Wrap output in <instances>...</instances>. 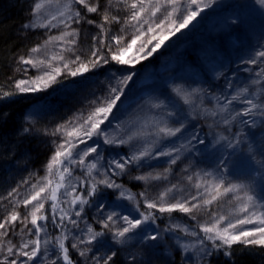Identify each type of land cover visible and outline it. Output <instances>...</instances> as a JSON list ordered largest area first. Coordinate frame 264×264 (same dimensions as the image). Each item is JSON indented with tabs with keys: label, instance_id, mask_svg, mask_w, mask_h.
<instances>
[{
	"label": "snow or ice",
	"instance_id": "1",
	"mask_svg": "<svg viewBox=\"0 0 264 264\" xmlns=\"http://www.w3.org/2000/svg\"><path fill=\"white\" fill-rule=\"evenodd\" d=\"M257 5L264 18V0L232 5L218 0H34L29 22L22 27L57 29L59 35H49L19 58L24 67L17 71L30 67L37 74L15 80L13 90L0 89V101L46 92L62 77L86 84L101 70L110 75L107 87L99 95L93 93L86 109L50 133L44 130L57 138L45 175L30 185L24 180L29 189L23 194L17 185L0 196V264H153L162 255L161 232L189 264H210L221 251L230 257L238 244L264 248V25L257 45L241 57L244 65L254 66V76L247 79L260 85L258 89L235 86L220 68L210 65L207 72L224 80L219 94L173 82L171 95L162 100L160 93L150 104L164 113L158 119L125 127L114 113L133 80L128 69L147 60L171 36L217 7L232 9L222 22L231 32L245 25L244 10ZM85 24L96 29L86 55L79 44ZM113 25H119L115 32ZM206 100L212 107L205 106ZM201 118L211 119L209 127L220 133L201 138L192 123ZM32 130L31 125L21 128L25 135ZM101 141L128 151L106 159L99 151ZM161 158L162 172L133 176L145 185L149 180L167 181L156 196L149 187L134 194L115 179L155 169L151 162ZM178 162L186 165L177 174L187 187L169 180ZM224 198L230 206L226 213L213 208ZM86 208L98 213L99 229L85 220ZM177 212L195 222L191 231L177 223L151 228L157 214L171 217ZM200 212L207 214L203 222ZM177 231L197 238L198 244L182 243ZM130 241L135 243L129 246Z\"/></svg>",
	"mask_w": 264,
	"mask_h": 264
},
{
	"label": "trees",
	"instance_id": "2",
	"mask_svg": "<svg viewBox=\"0 0 264 264\" xmlns=\"http://www.w3.org/2000/svg\"><path fill=\"white\" fill-rule=\"evenodd\" d=\"M235 3H252V0H225L221 5H232ZM32 4L33 0H0V89L13 90L15 80L35 76L36 70L30 67L28 71L25 72L26 76L22 74V71H17L18 67H24L18 64L19 58L21 56L26 57L32 47L38 46L40 42L42 44L44 37L47 35V31L43 28L29 30L22 27V25L28 23L30 19ZM256 7L254 9L249 8L244 10L246 21L249 26H243L231 32L223 31V33H220L218 36L210 35L209 31L206 29V25L209 24L211 17L214 16L213 13L220 8L217 7L214 10L208 9L205 19L200 17L202 14L198 16L196 20L192 21L186 28L188 29L190 26V28H192L187 31L189 36L186 39H180L182 45L187 49L182 64L175 61L172 54L173 50L167 52V46H163V48H160L161 50L159 49V54H161L160 57L155 59L156 51L147 60H142L138 64L145 66L147 70L146 74L144 71H138V81L149 75L148 70L150 68V70L156 71V68H152L153 64H158L160 62L159 59L163 58L165 62L169 60L171 66L167 68L170 71L180 66H185L189 62L193 63L196 68L200 69L199 71L203 75L202 89L206 92H218L223 87V77H220L218 80L211 79L206 68L203 66L201 55L205 53L207 57L217 59L225 56L233 57L234 54L237 53L238 56L236 61L238 75L242 81V86L248 84L249 80L247 77L249 75H254L252 73L254 66L244 65L241 57H246L247 48L252 43L253 38H259L262 25H264V18L260 15L259 6L257 5ZM121 15H123V13H121ZM116 26L117 25L112 26L113 31ZM95 31L96 29L94 26L83 25L79 44L80 48L82 46L86 53L91 43V35ZM23 33L25 35H23ZM85 36L87 39H85ZM180 36L181 35H177L176 40ZM171 38H173V36L169 39ZM86 53L84 55H86ZM244 70L246 72H244ZM155 71H153V75L151 76L152 81L149 85L151 92L160 86L163 87V78ZM109 75L110 73L101 70L96 76H90V81L86 84L73 83L74 78L62 77L59 83L54 84L46 92L29 94L26 96L17 95L6 101H0V196L5 195L8 190H11L12 187L17 185L20 186V192L23 194L29 189L31 183L35 182L37 178L44 176L42 172L37 173L34 180L30 182L39 166L52 155L53 141L56 140H49L47 144H41L42 137H44L41 133L42 130H38L39 132L35 130L41 128L40 120H44V116H55L65 111L66 115H69L76 107H82L83 101L89 102L93 93L100 94L102 89L107 86L105 82H107L106 77ZM103 83L105 84L102 86ZM258 86L260 87V85H256L255 89H257ZM251 87L254 88L253 85ZM165 91H167V89L161 88L158 93H163ZM129 99L130 97L127 100ZM119 102L120 101L117 103ZM120 104L121 103H119V105ZM38 106L42 107L43 112L37 116L40 117L39 123L36 127H33L28 119V114L29 112L36 111L35 107ZM30 125L33 129L32 132L27 135L23 134L21 128ZM211 131L212 134L220 133V129L214 126ZM89 143H91V141H89ZM81 146L83 145H80V147ZM104 148L109 149V146L105 145ZM54 150L55 149H53V151ZM113 150L121 152L124 148H113ZM30 174H32L31 177ZM137 174V171H133L130 175L116 177V180L118 183H123L126 188L135 194L145 188L143 182H138L133 179V176ZM25 177L26 179H24ZM24 180H29V185L23 184ZM19 210L21 214L25 211L23 206H21ZM3 212V204H0L1 215ZM157 215L159 219L156 221V224L151 225V228H156L157 225H159L160 229L167 228L168 221L172 219L186 221V217L178 212L172 213L171 217H169V214ZM95 217L96 214L94 210L86 208L85 220L94 228L99 229ZM83 226L84 224L81 222V227ZM29 227H31V225H29ZM48 231H53L51 226H49ZM161 236L163 237V249L165 244V233L161 232ZM67 243H71V236ZM70 254L74 260L78 259L76 253L71 249ZM172 255L174 258L173 264H181V261H183L182 254L174 251ZM210 264H264V248L260 246L234 245L232 256L223 255L221 251V253H217L210 258Z\"/></svg>",
	"mask_w": 264,
	"mask_h": 264
},
{
	"label": "rangeland",
	"instance_id": "3",
	"mask_svg": "<svg viewBox=\"0 0 264 264\" xmlns=\"http://www.w3.org/2000/svg\"><path fill=\"white\" fill-rule=\"evenodd\" d=\"M224 1L225 0H218V3L221 4ZM33 2H34V0H33ZM227 4H229V3H227ZM219 8H220L219 10H217L213 13L214 16L211 17L209 24L206 25V27H207L206 29L209 31L210 35H212V36H218L220 33H223V31L225 32V30L222 27L223 17L226 13L232 11L231 8H225V7H219ZM206 11L204 13H202V15L200 16L202 19H205ZM244 17H245V13H244ZM245 21H246V17H245ZM244 26H249L247 24V21H246ZM190 27L188 29H192ZM118 28H119V25L116 26L114 31H117ZM188 29H186V28L182 29L180 32L176 33V35L173 36V38L166 40L164 42V44L161 46L162 48H163V46L164 47L167 46V52L173 50L172 54L174 56V59L177 63H180V64H182V61L184 60V58L186 56L185 52L187 51V49L182 45L180 39H186L189 36L187 34V31H189ZM46 31H47V35L44 37V40L47 39V37L49 35H59V31L57 29H48ZM51 32H55V33H51ZM23 35H25V34L23 33ZM177 35H181V36L176 40ZM258 39L253 38L252 43L250 44V46L246 50V56L248 54V50L253 45H257ZM39 45H41V42ZM49 50L50 51H58V48L57 49H51V47H50ZM160 50L159 49L157 50V53L155 55V59L160 57V55H161V54H159ZM176 51H177V53H176ZM81 52L83 54L86 53L82 46H81ZM131 54H135V50ZM237 56H238V54L236 53V54H234L233 57H226L225 56V57L213 59V58L207 57L204 53L201 55V61L203 63V66L206 68V70L208 69V67L210 65H215L218 68H220L225 74H227L229 79L234 80L235 86H242V81L238 75L237 61H236ZM159 61L160 62L158 64L156 63V64H153V66H152V68H156L157 70L156 71L150 70L151 69L150 68L148 70L149 75L144 77L140 81H138V71H144V73L146 74L147 70H146L145 66H141V65L137 64L134 69H132V68L128 69V72L133 74V80L129 82V87L127 89H125L126 95L121 98V101L119 102L121 104L119 105V103H118L119 110L114 109L115 116L117 117L118 120L124 122L125 127L143 124L146 121L151 122L153 119H158L159 117L163 116L164 113L161 110L151 109L150 104L153 100L156 99V97L158 95H160V93H158V91L161 88L167 89V91L163 92L164 95H160V99L163 100L164 96H166L167 92H168L167 95H171L170 88L172 87L173 82L176 84L184 85V86L190 85L192 88H201L202 89V87H203V75L199 71L200 69L196 68L193 63L189 62L185 66H180V67L174 69L173 71H170L167 68V67L171 66L169 64V60L167 62H165V60H163V58H161V59H159ZM138 68H139V70H138ZM153 71H155L157 74H160L161 77L163 78V80H162L163 87L160 86L151 92V90L149 89V87H150L149 82L151 80L150 76L153 75ZM255 71H259V69H255ZM244 72H246V71L244 70ZM252 73L254 74V71ZM22 74H24V76H26L25 72H22ZM36 74L37 73L35 72V75ZM208 75L211 79L217 80L215 78L214 74L208 73ZM105 83L107 84V82H105ZM105 83H103L102 86ZM248 85H251L250 81H249ZM253 86L255 89L256 85H253ZM106 87L107 86H105L102 89V91ZM223 87H224V83H223ZM258 88H259V86L257 87V89ZM220 90L218 92H215V93L219 94ZM212 92H214V91H212ZM97 95H99V94H97ZM129 97H130V99L127 100ZM131 97H134V98H131ZM82 104H83L82 107H80V108L76 107L75 110L72 111L71 114H69V115H66V111H65V112H60L59 114H56L55 116H50V117L44 116L45 117L44 120H40V117H37L39 114H41L43 112L41 106L35 107L36 111L29 112L28 119L30 120V123L33 127H36L37 124L39 123V120H40L41 128L35 129V130L36 131L42 130L41 133L44 137H42L41 144L42 143L47 144L49 142V140L53 141V139H57V138L52 137L50 135H45L44 134L45 129L50 133L56 125L64 123V121L70 119L74 113L79 112L81 109H86L89 106V102H86V101H83ZM177 104L178 105L180 104L179 100L177 101ZM205 106L212 107V105L208 104L207 100L205 101ZM33 110H31V111H33ZM189 111H191V110L189 109ZM211 122H212L211 119L205 120L203 118H201L199 120L192 121V123L195 125V131H197L200 134L201 138H210L213 135L212 131H211L213 129V127H211V128L209 127ZM113 123L115 124L116 121H113ZM112 134L113 133L110 130V135H112ZM104 146L101 144L99 151H101L105 155L106 159L118 158V154L123 155L124 152L128 151L127 147H123L124 150H122L120 152V151H114L113 148H111V147H109V149H105ZM55 147H56V145H55V143H53L52 154L54 152L53 149H55ZM81 147L83 148L84 146H81ZM94 155L95 154H93V156ZM50 157H51V155L46 159V161L44 163H42L39 166L36 173L32 176L30 182H32V180H34L37 173L42 172L45 175L46 164L48 163ZM89 162H91V158H89ZM151 163L156 165L155 169L147 168V167L143 168V169H139V170H136L138 172L137 175H142V174H145L147 172H152V171L162 172L163 167L165 166V158H161L158 161H152ZM184 166H186V165H181L178 162L177 166H173L174 172L169 177V180L171 181V183H176L177 181H180L179 187H187V182L182 180V176L180 174H177L179 172V168L184 167ZM204 166L205 165H203V164L201 165V167H204ZM24 179H26V177ZM167 183H168L167 181L149 180L148 184L145 185V183L143 182L145 187H149L150 195H153V196L158 195V193L163 189L164 185ZM229 207L230 206L227 204V198H224V201L221 203V205H219V206L213 205L214 209H217L222 213H226L229 210ZM95 214H96V216L98 215V213H96V212H95ZM0 215H1V213H0ZM183 215L186 217V221L180 220V219H172V220L168 221L167 226L169 227L173 223H177V224H180L181 227H188L189 231H191L192 226L195 224V222L189 221L187 216L185 214H183ZM198 216L201 219V222H203L205 219H207L206 212H200V213H198ZM196 231H198V229H196ZM176 234L181 238L182 243H188V244L193 245V246H196L198 244V239L195 237H191L189 235H186L184 232H180V231H177ZM200 235L202 236L203 234L201 233ZM134 243H135L134 241H130L129 246L134 244ZM173 245H174V242L169 241L167 238V234H165V244H164V247L162 249V255L154 258L153 264H173L174 258H173L172 253L175 251V248ZM126 247H128V246H126ZM133 250H135V249H133ZM123 255H124V253L121 254L122 257H123ZM182 258H183V256H182ZM183 264H189V261L183 259ZM194 264H195V262H194Z\"/></svg>",
	"mask_w": 264,
	"mask_h": 264
}]
</instances>
